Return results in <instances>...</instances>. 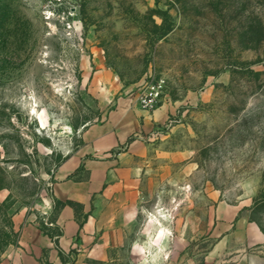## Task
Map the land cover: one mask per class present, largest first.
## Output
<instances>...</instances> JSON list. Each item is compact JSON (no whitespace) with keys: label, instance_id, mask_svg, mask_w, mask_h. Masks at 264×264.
I'll use <instances>...</instances> for the list:
<instances>
[{"label":"rangeland","instance_id":"rangeland-1","mask_svg":"<svg viewBox=\"0 0 264 264\" xmlns=\"http://www.w3.org/2000/svg\"><path fill=\"white\" fill-rule=\"evenodd\" d=\"M263 39L264 0H0V264L19 214L54 223L60 166L151 72L173 110L168 147L189 157L94 264L264 257L238 239L217 252L214 232L222 202L264 233Z\"/></svg>","mask_w":264,"mask_h":264},{"label":"crops","instance_id":"crops-1","mask_svg":"<svg viewBox=\"0 0 264 264\" xmlns=\"http://www.w3.org/2000/svg\"><path fill=\"white\" fill-rule=\"evenodd\" d=\"M172 112L166 104L144 110L134 98L125 97L102 122L88 126L83 144L60 166L51 185L59 205L55 227L35 219L25 222V214H19V241L6 254V264H94L107 257L116 233L151 192L148 186L176 181V165L189 157L170 149L168 135L161 131ZM208 196L220 198L218 192ZM243 207L216 206L214 232L221 239L217 252L230 247L233 239H238V251L264 245V233L241 215ZM200 263L194 259L184 264ZM205 263L264 264V257H206Z\"/></svg>","mask_w":264,"mask_h":264},{"label":"built area","instance_id":"built-area-1","mask_svg":"<svg viewBox=\"0 0 264 264\" xmlns=\"http://www.w3.org/2000/svg\"><path fill=\"white\" fill-rule=\"evenodd\" d=\"M165 91H166V80L164 79V77L151 72L148 75H146L143 83L139 87L138 91L134 94L133 98L135 99L136 104L141 109L154 111L161 106L164 99ZM172 122L173 120L170 118L167 127H170ZM50 192H51L50 209H52L53 205L55 204V201L52 198L51 190ZM45 225L48 227H55V224L53 222H45Z\"/></svg>","mask_w":264,"mask_h":264},{"label":"trees","instance_id":"trees-1","mask_svg":"<svg viewBox=\"0 0 264 264\" xmlns=\"http://www.w3.org/2000/svg\"><path fill=\"white\" fill-rule=\"evenodd\" d=\"M264 40V39H263Z\"/></svg>","mask_w":264,"mask_h":264}]
</instances>
